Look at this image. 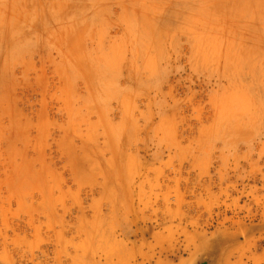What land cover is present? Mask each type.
Wrapping results in <instances>:
<instances>
[{
	"label": "rangeland",
	"instance_id": "rangeland-1",
	"mask_svg": "<svg viewBox=\"0 0 264 264\" xmlns=\"http://www.w3.org/2000/svg\"><path fill=\"white\" fill-rule=\"evenodd\" d=\"M0 264H264V0H0Z\"/></svg>",
	"mask_w": 264,
	"mask_h": 264
},
{
	"label": "bare ground",
	"instance_id": "bare-ground-1",
	"mask_svg": "<svg viewBox=\"0 0 264 264\" xmlns=\"http://www.w3.org/2000/svg\"><path fill=\"white\" fill-rule=\"evenodd\" d=\"M198 253V252H197ZM209 253V252H208ZM195 258V257H194ZM198 258V257H197ZM200 262V261H199Z\"/></svg>",
	"mask_w": 264,
	"mask_h": 264
}]
</instances>
